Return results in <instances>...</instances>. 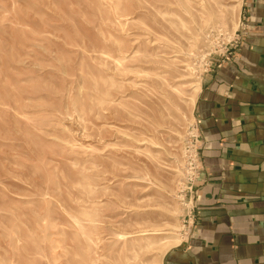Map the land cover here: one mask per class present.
Here are the masks:
<instances>
[{"label":"rangeland","instance_id":"obj_1","mask_svg":"<svg viewBox=\"0 0 264 264\" xmlns=\"http://www.w3.org/2000/svg\"><path fill=\"white\" fill-rule=\"evenodd\" d=\"M242 11L0 0V264H163L192 236L194 101L235 56Z\"/></svg>","mask_w":264,"mask_h":264},{"label":"crops","instance_id":"obj_2","mask_svg":"<svg viewBox=\"0 0 264 264\" xmlns=\"http://www.w3.org/2000/svg\"><path fill=\"white\" fill-rule=\"evenodd\" d=\"M247 29L194 101L204 142L195 235L163 264H264V0H242Z\"/></svg>","mask_w":264,"mask_h":264},{"label":"bare ground","instance_id":"obj_3","mask_svg":"<svg viewBox=\"0 0 264 264\" xmlns=\"http://www.w3.org/2000/svg\"><path fill=\"white\" fill-rule=\"evenodd\" d=\"M189 85H192V83H190ZM175 243V244H174ZM173 244H171V246H175V245H177V242L175 241ZM168 248L170 247V246H167Z\"/></svg>","mask_w":264,"mask_h":264},{"label":"built area","instance_id":"obj_4","mask_svg":"<svg viewBox=\"0 0 264 264\" xmlns=\"http://www.w3.org/2000/svg\"><path fill=\"white\" fill-rule=\"evenodd\" d=\"M196 231H197V230H196ZM196 231H195V232L193 231V232L191 233V235H192V236L195 235Z\"/></svg>","mask_w":264,"mask_h":264}]
</instances>
